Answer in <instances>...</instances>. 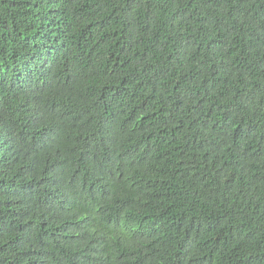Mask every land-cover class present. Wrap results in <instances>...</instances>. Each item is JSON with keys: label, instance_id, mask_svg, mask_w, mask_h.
<instances>
[{"label": "trees", "instance_id": "obj_1", "mask_svg": "<svg viewBox=\"0 0 264 264\" xmlns=\"http://www.w3.org/2000/svg\"><path fill=\"white\" fill-rule=\"evenodd\" d=\"M0 264H264V0H0Z\"/></svg>", "mask_w": 264, "mask_h": 264}]
</instances>
